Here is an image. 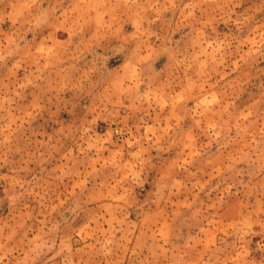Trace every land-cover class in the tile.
Here are the masks:
<instances>
[{
	"label": "rangeland",
	"instance_id": "obj_1",
	"mask_svg": "<svg viewBox=\"0 0 264 264\" xmlns=\"http://www.w3.org/2000/svg\"><path fill=\"white\" fill-rule=\"evenodd\" d=\"M0 264H264V0H0Z\"/></svg>",
	"mask_w": 264,
	"mask_h": 264
}]
</instances>
